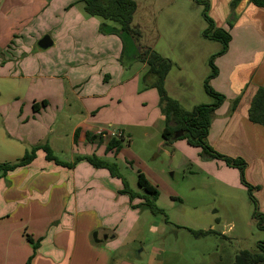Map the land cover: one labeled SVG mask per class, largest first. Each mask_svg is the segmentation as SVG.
Here are the masks:
<instances>
[{"label":"crops","instance_id":"crops-1","mask_svg":"<svg viewBox=\"0 0 264 264\" xmlns=\"http://www.w3.org/2000/svg\"><path fill=\"white\" fill-rule=\"evenodd\" d=\"M33 1L36 3L34 8ZM133 1L136 11L132 26L140 31V44L171 63L164 81L167 96L178 102L185 111H191L197 105L212 104L203 83L210 73L208 61L218 52L221 44L203 37L206 22L202 16V6L193 0ZM205 1L209 2V16L216 26L231 34L227 52L215 59L218 73L210 80L211 87L224 96V101L214 112L207 142L223 156L246 160V174L252 176L250 180L254 184L255 180L263 182V187L257 191L263 195L260 205L264 208V127L251 123L248 118L252 99L264 84V8H257L248 0H242L230 12L231 0ZM46 3V0H0L1 56L17 36V30L8 21L14 16L22 17L24 21L31 20L43 13ZM72 3H68L71 12L75 10ZM152 12H158L155 15L162 17L161 22L155 21L159 23L156 27H152L149 20H144ZM75 14L77 20L79 17L85 19L81 11L76 10ZM230 20L231 28L228 25ZM94 24L99 28V21ZM97 32V41L102 40V44L116 40L111 35L103 36ZM233 33L242 35L239 42L242 48L238 49L240 52L249 49L247 55H229ZM51 41L50 47L58 46V41L53 38ZM116 42L117 45L109 50V57L115 61L122 52L121 44ZM3 60L8 62L5 57ZM128 62L131 65L139 61L131 59ZM0 63L1 71L4 62ZM141 65L139 70L129 75V66L114 64L111 72L116 73L115 81L110 71L106 72V84L100 92L78 93L73 87L68 91L52 89L40 98L30 96L28 102L27 99L20 100L17 95H11V101L0 106V162L15 163L30 146L47 143L55 156L64 161L95 155L115 161L117 165L129 163L136 176L142 173L149 185L158 191L156 205L160 209L165 208L163 206L172 208L173 200L179 197L171 192L170 197L165 198L166 193L161 192L164 189L169 191L165 187V179L157 175L148 176L139 167L133 168L136 157L131 147L136 134H143L146 138L157 136L160 140L155 146H164L161 138L164 117L159 109V95L153 88L156 78L148 73L146 64ZM101 73L102 70L98 77ZM32 78L36 76L23 72L21 75L16 72L0 74L1 80L14 82ZM65 78L68 76L63 75L55 80ZM46 79L54 78L49 76ZM43 101L46 105H42ZM75 103L78 108H72ZM34 104L38 107L37 112L33 111ZM59 106L64 110L68 108L71 116L66 118L69 122L63 121V124L55 126V119L51 115ZM11 116H17L18 121L8 122ZM42 117L46 118V122H39L38 119ZM26 124L32 127L25 133L15 127L18 125L22 128ZM112 139H124L128 142L123 145L126 148L122 147L117 153L106 152V146ZM183 144V140H180L171 146L181 150ZM44 157V153L38 151L31 164L0 178V264H25L31 256L30 264H165L164 251H149L143 256V245L150 241L143 232L140 220L141 214L148 210L132 208L141 206L143 201L139 198L130 200L128 195L119 194L122 190L119 179L111 177L104 169L93 168L86 161H80L73 169H65L47 162ZM213 161L220 165L217 171L220 177L212 173L216 187L247 191L237 180L232 183L225 178L235 169L227 167L221 160ZM134 192L141 193L138 188ZM215 199L221 204H228L227 209H235V205H231L233 196L217 194ZM156 220L148 225V231L164 236L166 228ZM216 220L221 223V217ZM190 228L193 231L210 230L214 232L212 236L225 238L223 232H216L212 226L209 229ZM27 237L37 242L35 252ZM204 237L208 236L199 238ZM218 251L207 254L206 259L214 264H224L221 259L223 250ZM198 259L205 261L203 256Z\"/></svg>","mask_w":264,"mask_h":264},{"label":"rangeland","instance_id":"rangeland-1","mask_svg":"<svg viewBox=\"0 0 264 264\" xmlns=\"http://www.w3.org/2000/svg\"><path fill=\"white\" fill-rule=\"evenodd\" d=\"M46 1L43 13L40 12L35 18L31 20L27 18L28 20L24 21L22 17L14 16L12 20L8 21V24L14 30H17V36L16 38L14 36L10 44H8L9 47L5 49L3 56L0 55V61L4 62V68H2L0 74H3V72L11 74L16 72L21 75L23 72L27 75H35L36 78L24 81L17 80L15 82L0 79V106L7 101H11V95H17L20 100L27 99L28 102L30 96L40 98L46 96V93L52 89L68 91L70 87H73L78 93L100 92L106 84V72L110 71L113 81H115L116 73L113 74L111 72L114 64H118L121 67L130 65L128 61H131L132 58L131 49L124 52L121 48L122 52L116 58V61L109 57V50L117 45L116 40L122 46L121 39L116 35H111L114 37L113 40H116L112 41V43L110 42V44H102V40L97 41V38H99L97 37L99 36L97 35L98 26L94 22L103 21L100 18L86 16L82 2L78 3L79 0H70V2L69 0ZM68 3H72L75 10L71 12L70 9L72 8H70L71 6ZM35 5L36 3L33 1V8ZM76 10L81 11L86 21H90L85 23V19L81 17L77 20L75 17ZM157 13L152 12V15L149 14L146 18L144 17V20L150 21L152 27L159 25L157 22L162 20V17L155 15ZM105 22L111 24L107 21ZM232 36L233 41L230 45L231 52L229 55L232 57L247 55L249 49L246 52L244 50L240 52L238 49V47L242 48L239 46L242 35L238 36L237 33H233ZM44 37H49L50 40L51 38L55 39L58 41V46L41 49L39 42ZM128 48L129 44L126 49ZM221 56L214 58V65L215 59ZM3 57L8 59V64L3 60ZM0 64L2 66V63ZM141 66L139 62L132 63L127 69L129 70L128 74L131 75L139 70ZM100 70H102V73L98 77ZM63 75L68 76V78L62 81L55 80L58 77L62 78ZM49 76L54 79L47 80L46 78ZM210 100L213 102L212 99ZM72 108H78L77 104H73ZM67 109L64 110L59 106L58 110H54L51 117L55 119V126L63 124V121L69 122L66 119L70 115ZM59 111L61 112L59 113ZM16 117L11 116L8 118V122H17ZM45 119V117H42L38 120L39 122H46ZM29 123L37 125L36 122L30 121ZM15 127L25 133L24 131L31 128L32 125L29 127L26 124L22 128L15 125ZM137 130L142 132L140 129ZM159 140L160 138L157 136L146 138L140 133L135 135L134 145L131 147L136 157L133 159V168L139 167L148 176L157 175L163 177L166 182L165 187L169 189V191L166 189H164L166 191L161 190V192L166 193L165 198H169V193L172 192L179 199L173 200L172 208L169 206L161 208L166 214L167 222H164L163 216H153L149 211H144L141 214L140 224L150 241L148 244L143 245V256L149 251L157 250L164 251L165 264H214L211 260L206 259V256L207 254L216 253L218 249V252L223 250L221 259L224 264H228L229 261L232 262L234 260L240 251H256L258 243L264 240V231L258 229L252 217L254 205L251 203L248 192L244 189H229L226 186L224 188L216 187L212 173L218 175L219 162L215 163L213 160L203 159L200 156V151L188 146L185 141H183L184 144L181 150H176L173 146L156 147V142ZM30 148L31 146L28 150ZM123 148L125 149L126 147ZM242 160L246 163L247 168L246 160ZM127 161L130 160L127 159ZM128 164L122 162L118 165V168L129 189L135 191L137 189L136 173L132 171ZM246 168L244 171L245 181L251 187L261 189L263 182L255 180L256 184H254L250 180L252 176H247ZM233 169L236 171L233 170L225 178L232 183L237 180L242 184L240 171L236 168ZM217 194L233 196L234 201L231 205H235V209L229 210L226 208L228 204L219 203L215 199ZM252 196L255 199L256 211L264 215V208L260 205L263 195L252 189ZM214 209L216 212H213ZM218 217H221V223L216 220ZM153 220H156L163 228H166L164 236L158 235L157 232L148 231V225ZM211 226L214 227L216 232H223L225 238H221L219 235H208V237L200 239L199 237H194L188 231V229L192 230L190 227L194 229H209ZM199 256H203L205 261L199 260Z\"/></svg>","mask_w":264,"mask_h":264},{"label":"trees","instance_id":"trees-1","mask_svg":"<svg viewBox=\"0 0 264 264\" xmlns=\"http://www.w3.org/2000/svg\"><path fill=\"white\" fill-rule=\"evenodd\" d=\"M196 4L202 6V16L206 22V29L203 31V37L219 42L221 49L218 53L211 56L208 64L210 68L209 76L203 83L205 93L213 100L210 105H197L191 111L183 110L178 102L169 98L164 89L165 78L171 68V63L162 59L157 53L149 48H145L140 44V31L132 26L133 15L136 11V4L133 0H83V11L86 16L102 19L98 31L102 35H116L121 39L122 51L131 49V59H135L146 64L148 73L153 75L156 80L153 88L157 90L159 95V109L164 117V128L161 138L164 142V147H170L176 141H186V143L200 150V156L207 160H221L228 167L236 168L240 171L241 182L246 187L249 198L254 205L252 217L259 230L264 231V215L256 211L255 199L252 196V189L258 190V187H251L244 179V171L246 163L240 158L233 159L223 156L215 152L207 142V136L211 122L214 117V112L224 101V96L216 93L209 85L212 78L216 77L217 69L214 65V58L221 56L228 50L231 34L228 30L217 27L214 20L209 16L210 5L205 0H193ZM242 0H231L229 3L230 12L241 3ZM250 4L257 8H264V0H248ZM232 20V19H231ZM231 20L228 22L229 27H232ZM105 21L111 23L107 24ZM129 44V48L127 45ZM9 47V46H8ZM123 52V54H124ZM46 105V102H42ZM33 111L37 112L36 104L33 106ZM249 121L253 124L264 127V84L260 87L252 99L248 110ZM77 140V131L74 134V141ZM128 142L124 139H112L106 146V152H119L123 145ZM42 151L45 155V160L52 163L56 167L65 169H73L80 161H86L95 169L106 170L111 177L117 178L122 183V190L119 194L128 195L130 200L139 198L143 201L141 206H132V208H145L153 216H163L167 222L165 212L156 205L158 199V191L149 185L142 173H137L136 185L140 194L129 189L124 177L120 174L118 165L115 161H110L105 158H98L95 155L78 156L73 161H64L55 156L47 143L35 144L25 151L22 158L15 163H0V178H4L6 174L17 169L23 168L31 164L36 159V153ZM188 231L194 237L208 236L214 234L213 231ZM33 251L37 249V242L34 243L30 237H27ZM32 256L27 259L25 264H30ZM232 264H264V240L258 243L257 251H240L234 258Z\"/></svg>","mask_w":264,"mask_h":264},{"label":"water","instance_id":"water-1","mask_svg":"<svg viewBox=\"0 0 264 264\" xmlns=\"http://www.w3.org/2000/svg\"><path fill=\"white\" fill-rule=\"evenodd\" d=\"M52 45V41L50 40L49 37H44L40 42H39V47L41 49H47ZM95 237V235H94Z\"/></svg>","mask_w":264,"mask_h":264},{"label":"built area","instance_id":"built-area-1","mask_svg":"<svg viewBox=\"0 0 264 264\" xmlns=\"http://www.w3.org/2000/svg\"><path fill=\"white\" fill-rule=\"evenodd\" d=\"M116 136H120L119 134L117 135V134H115Z\"/></svg>","mask_w":264,"mask_h":264},{"label":"flooded vegetation","instance_id":"flooded-vegetation-1","mask_svg":"<svg viewBox=\"0 0 264 264\" xmlns=\"http://www.w3.org/2000/svg\"><path fill=\"white\" fill-rule=\"evenodd\" d=\"M257 251V250H256Z\"/></svg>","mask_w":264,"mask_h":264}]
</instances>
